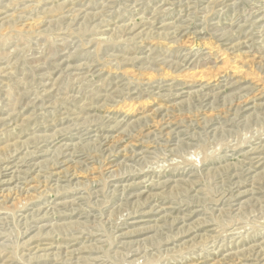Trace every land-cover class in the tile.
I'll return each mask as SVG.
<instances>
[{"label":"rangeland","instance_id":"obj_1","mask_svg":"<svg viewBox=\"0 0 264 264\" xmlns=\"http://www.w3.org/2000/svg\"><path fill=\"white\" fill-rule=\"evenodd\" d=\"M0 264H264V0H0Z\"/></svg>","mask_w":264,"mask_h":264}]
</instances>
